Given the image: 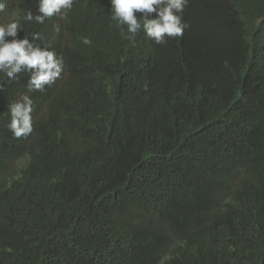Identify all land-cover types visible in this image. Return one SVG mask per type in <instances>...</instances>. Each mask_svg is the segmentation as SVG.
<instances>
[{
  "label": "trees",
  "instance_id": "1",
  "mask_svg": "<svg viewBox=\"0 0 264 264\" xmlns=\"http://www.w3.org/2000/svg\"><path fill=\"white\" fill-rule=\"evenodd\" d=\"M4 2L63 71L30 93L0 78V264H264V0H188L164 44L109 0H74L66 31Z\"/></svg>",
  "mask_w": 264,
  "mask_h": 264
},
{
  "label": "clouds",
  "instance_id": "2",
  "mask_svg": "<svg viewBox=\"0 0 264 264\" xmlns=\"http://www.w3.org/2000/svg\"><path fill=\"white\" fill-rule=\"evenodd\" d=\"M112 19L117 26H122L121 31H127L129 38H134L138 31L143 29L145 35L158 44L166 43L165 37L178 38L183 35L189 25L182 20V12L188 0H109ZM74 0H38V13L31 11L24 14V19L29 22L35 20L44 23L45 19L59 16L52 24V30L63 27L65 24L61 17L67 15L73 7ZM5 9L4 0H0V12ZM134 12L142 13L143 24L136 18ZM13 8L10 14L0 19V78L6 77L14 82L23 73H29L26 90L43 91L45 85H51L63 71V60L49 47H41L33 43L34 36L18 37L21 26L18 20H12ZM156 13L155 16L149 14ZM10 15V18L7 16ZM58 24L57 27L55 25ZM11 37V40H6ZM82 43L90 44L91 41L84 37ZM10 122L7 125L15 138L28 136L33 131V101L28 94H22L9 105Z\"/></svg>",
  "mask_w": 264,
  "mask_h": 264
},
{
  "label": "rangeland",
  "instance_id": "3",
  "mask_svg": "<svg viewBox=\"0 0 264 264\" xmlns=\"http://www.w3.org/2000/svg\"><path fill=\"white\" fill-rule=\"evenodd\" d=\"M7 17L10 18V15H8ZM57 26H58V24L55 25V27H57Z\"/></svg>",
  "mask_w": 264,
  "mask_h": 264
}]
</instances>
